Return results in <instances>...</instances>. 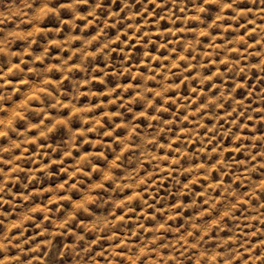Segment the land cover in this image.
<instances>
[{
    "label": "clouds",
    "instance_id": "clouds-1",
    "mask_svg": "<svg viewBox=\"0 0 264 264\" xmlns=\"http://www.w3.org/2000/svg\"><path fill=\"white\" fill-rule=\"evenodd\" d=\"M118 4L0 11V264H45L69 235L78 264H264V0Z\"/></svg>",
    "mask_w": 264,
    "mask_h": 264
},
{
    "label": "rangeland",
    "instance_id": "rangeland-1",
    "mask_svg": "<svg viewBox=\"0 0 264 264\" xmlns=\"http://www.w3.org/2000/svg\"><path fill=\"white\" fill-rule=\"evenodd\" d=\"M12 2H13V0H0V11H7L8 6H10L12 4ZM19 2H20V0H16L17 4H19ZM133 2H134V0H133ZM144 3L146 4L147 0H144ZM117 4H118V0H117ZM118 6H119V4H118ZM154 7H155V5H149L148 11H151ZM141 8H142V5L138 4L136 6V10L137 11H140ZM210 8H211V6H210ZM162 11H163V9H158L157 12H156V15H160V13ZM146 14L147 13H145V15ZM62 15L67 16L68 12L65 10L62 13ZM212 15H214V13H212L210 11V13L206 17V19H211ZM55 22H56V20L53 17H50L49 20L47 21V23H55ZM137 22H139V21H137ZM197 26L198 25H196L195 23H191V22L189 23V27L190 28H195ZM8 27L11 28L12 25H8ZM24 27L27 28V27H29V25H24ZM120 27H123V25H121ZM168 27H171V25L167 24V22H162V24H161V29L162 30L167 29ZM176 27H181L180 23H177ZM49 34L51 35L52 32L50 31ZM113 34H115V33L113 32ZM0 35H2V33H0ZM231 35H233V33H229V36H231ZM41 39H43V37H41ZM122 39H127V37H122ZM154 39L158 41V40H160V37L156 36V37H154ZM219 42H221V41H218V43ZM132 43L135 44V40H133ZM143 43H147V38L145 39V41ZM23 46H24L23 43L18 41L17 44L15 45V50H21L23 48ZM116 47H120V45L118 44V45H116ZM143 51H144V49L142 47H139V46L136 49H132V53H133L132 57H131L132 60L133 61H139L142 58V56H143ZM149 51L153 52V53L160 52L161 54H164L163 50L158 49L155 44H153L150 47ZM119 59H122V57H117V61L116 62H118ZM4 62H5V58L0 57V64H3ZM156 66L159 67V63H157ZM133 71H135V69H133ZM140 71L146 72L147 69L146 68H141ZM98 75H99V73H98ZM254 77H255V74H254ZM127 79H130V77H125V80H127ZM109 80L113 84L116 82L115 77H109ZM259 83L260 84H264V80L259 81ZM65 87H68L67 82L65 84ZM95 87L101 88L103 86L100 85V84H97V85H95ZM249 87L255 88L257 91L264 90V89L257 88L256 85L252 83V81L249 82ZM238 95L243 96L244 93L241 92V93H238ZM162 115H165V114H162ZM256 115L259 116L260 113L258 112V113H256ZM36 116H37V113H35V112L29 113V118L30 119H35ZM140 123L141 124H146L147 122L142 120V121H140ZM221 123H223V121H221ZM23 126H24V124H23V122H21V127H23ZM260 128L264 129V124H262L260 126ZM259 130L260 129H257V131H259ZM245 131H247V130H245ZM119 134H122V132L118 133V135ZM249 134H251V133H249ZM65 135H66V133H64L63 131L57 133V138L55 140V143L62 144L63 143V137ZM0 143H5V141L0 140ZM57 155H59V153ZM214 159H215V157H214ZM101 163H103V161H101ZM59 167L60 166H54L52 168V172L54 173V175L51 178H44L43 179V183L44 184L55 185L58 182V180L64 179L63 176L57 177L55 175V173L58 172ZM41 176H42V174H41ZM20 180L22 182L26 183L27 182V176L25 174H20ZM36 186H37L36 181H33L32 185H30V187H36ZM9 187H12V185L9 184ZM14 191L23 193L24 189L21 186L17 185L15 187ZM73 195H78V193L74 192ZM164 195H165V198H167V192H165ZM7 198L11 199V197H7ZM185 199H187V197ZM17 203H19V201H17ZM53 207H55V206H53ZM10 210L11 209L8 206H5V211H10ZM17 211H19V209H17ZM94 211L102 212L103 209L94 208ZM60 215L63 216V213H61ZM83 218L85 220L91 219V217L87 216V215H84ZM162 218L163 217H158L157 221L149 220L147 223L149 225H151L153 223L158 222ZM46 227L51 228L52 226L49 224V225H46ZM129 227H131V225H129ZM0 230H2V229H0ZM91 235L92 234H89V237H91ZM149 235H151V233H149ZM40 239H42V240L43 239H47V237H41ZM106 243L107 242H101L100 246L101 247L106 246ZM85 246H86L85 241H83V240L77 241L76 237L72 236V235H69L67 237H63V236L56 237L54 244L51 246V249L50 250H45V252H46V262H45V264H78V262L80 261L79 249H83ZM121 251H124V249H121ZM24 259L27 260V259H29V257L25 256ZM100 259L102 260L103 257H100ZM121 264H123V262H121Z\"/></svg>",
    "mask_w": 264,
    "mask_h": 264
}]
</instances>
